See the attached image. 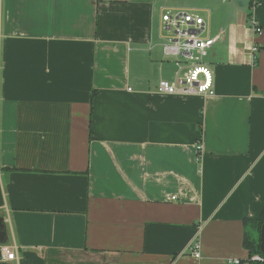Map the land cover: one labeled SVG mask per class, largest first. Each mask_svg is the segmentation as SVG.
Instances as JSON below:
<instances>
[{
	"label": "crops",
	"instance_id": "1",
	"mask_svg": "<svg viewBox=\"0 0 264 264\" xmlns=\"http://www.w3.org/2000/svg\"><path fill=\"white\" fill-rule=\"evenodd\" d=\"M251 3L0 0V220L17 252L0 264H249L244 221L264 206ZM167 9L217 36L213 94L157 91L177 70L155 49Z\"/></svg>",
	"mask_w": 264,
	"mask_h": 264
},
{
	"label": "built area",
	"instance_id": "2",
	"mask_svg": "<svg viewBox=\"0 0 264 264\" xmlns=\"http://www.w3.org/2000/svg\"><path fill=\"white\" fill-rule=\"evenodd\" d=\"M251 8L258 5L260 0H251ZM250 26L257 35L262 29L258 23L250 18ZM204 18L194 11L186 9L165 10L160 15V30L165 29L171 34L166 37L162 44L164 55L174 57V64L177 67L174 80L161 79L157 85V91L161 94H208L214 93V73L210 67L204 64V57L208 49L216 41L215 37H202L204 30ZM257 47H252L256 52ZM200 144L196 145L197 151ZM171 199L174 196L170 197ZM191 253L195 258L200 256L199 244L190 246ZM17 259L16 246L14 244L0 242V261L11 262ZM253 260L261 262L262 255H255Z\"/></svg>",
	"mask_w": 264,
	"mask_h": 264
},
{
	"label": "trees",
	"instance_id": "3",
	"mask_svg": "<svg viewBox=\"0 0 264 264\" xmlns=\"http://www.w3.org/2000/svg\"><path fill=\"white\" fill-rule=\"evenodd\" d=\"M92 93H94V91ZM263 220H264V206L258 217L247 218L244 221L245 230L243 237V246L248 250L249 264H260V261L253 260L252 257L255 255H261V250L259 246V233Z\"/></svg>",
	"mask_w": 264,
	"mask_h": 264
},
{
	"label": "water",
	"instance_id": "4",
	"mask_svg": "<svg viewBox=\"0 0 264 264\" xmlns=\"http://www.w3.org/2000/svg\"><path fill=\"white\" fill-rule=\"evenodd\" d=\"M234 1L239 6H245L248 0H234ZM0 242H5V231L3 230V224L1 220H0ZM259 246H260L261 255H262V260L260 264H264V220L260 227Z\"/></svg>",
	"mask_w": 264,
	"mask_h": 264
},
{
	"label": "rangeland",
	"instance_id": "5",
	"mask_svg": "<svg viewBox=\"0 0 264 264\" xmlns=\"http://www.w3.org/2000/svg\"><path fill=\"white\" fill-rule=\"evenodd\" d=\"M168 10V9H167ZM158 30L160 31V34L163 36V37H166V36H169L171 33L170 32H167L165 29H161L160 30V28L158 27V24L157 25H155V32L157 33V34H159L158 33ZM163 37H159V36H155V39H154V42H155V49L156 50H159L160 52H162V44L164 43V41H165V39L163 38ZM210 58H209V55H206L205 57H204V61H206V60H209Z\"/></svg>",
	"mask_w": 264,
	"mask_h": 264
}]
</instances>
